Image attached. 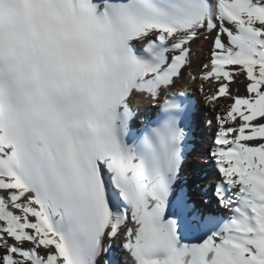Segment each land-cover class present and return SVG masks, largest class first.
<instances>
[{"label": "snow or ice", "instance_id": "snow-or-ice-1", "mask_svg": "<svg viewBox=\"0 0 264 264\" xmlns=\"http://www.w3.org/2000/svg\"><path fill=\"white\" fill-rule=\"evenodd\" d=\"M0 264H264V0H0Z\"/></svg>", "mask_w": 264, "mask_h": 264}, {"label": "bare ground", "instance_id": "bare-ground-1", "mask_svg": "<svg viewBox=\"0 0 264 264\" xmlns=\"http://www.w3.org/2000/svg\"><path fill=\"white\" fill-rule=\"evenodd\" d=\"M193 53L195 54L194 56V64L193 67L195 68V61L198 60L200 57H203L207 54V45L203 43V41H197L192 45ZM190 99L195 103L199 99V94L196 92L195 87L193 86L192 88L188 89ZM147 102H143L142 108L144 105H146ZM123 259V257H121Z\"/></svg>", "mask_w": 264, "mask_h": 264}]
</instances>
